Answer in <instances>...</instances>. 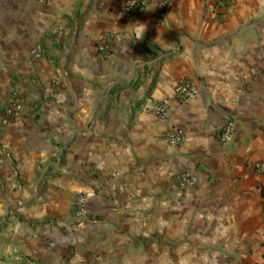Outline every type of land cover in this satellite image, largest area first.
Here are the masks:
<instances>
[{
	"label": "crops",
	"instance_id": "0c3cea01",
	"mask_svg": "<svg viewBox=\"0 0 264 264\" xmlns=\"http://www.w3.org/2000/svg\"><path fill=\"white\" fill-rule=\"evenodd\" d=\"M123 1L0 0L9 264H264V174L253 169L264 164V0H232L225 14L214 0H170L164 20L153 8L124 19ZM137 22L143 39L125 40ZM183 78L197 92L182 102ZM13 90L19 116L4 124ZM155 101L168 102L164 118ZM173 128L183 145L163 140Z\"/></svg>",
	"mask_w": 264,
	"mask_h": 264
},
{
	"label": "built area",
	"instance_id": "2783aa9c",
	"mask_svg": "<svg viewBox=\"0 0 264 264\" xmlns=\"http://www.w3.org/2000/svg\"><path fill=\"white\" fill-rule=\"evenodd\" d=\"M46 1V0H41ZM232 0H214V4L222 11L221 14H225L231 5ZM150 8H153L157 13L159 19L164 20L170 11V0H124L120 7V15L122 18L127 19L133 16H141L146 13ZM111 37H106L104 43L99 46V50L106 52L110 48ZM42 48L37 47L33 51L35 58L42 55ZM175 97L179 101H186L191 98L197 92V88L192 80L183 78L176 82L173 88ZM153 112L156 117L164 118L169 112V105L167 101H155L152 103ZM19 116L18 108V92L13 90L11 97L5 108L4 117L2 123L7 124L11 119H15ZM234 133V122L230 119L226 120L219 130L217 131V139L220 143H227ZM163 140L171 146H181L184 144V134L179 129H171L162 135ZM2 152L0 151V157ZM253 169L258 174H264V164L255 163ZM190 175L185 172L177 176L174 185L179 190H184L190 183ZM86 199L82 195L75 198L74 201V214L76 217H80L85 212Z\"/></svg>",
	"mask_w": 264,
	"mask_h": 264
},
{
	"label": "clouds",
	"instance_id": "9594fccd",
	"mask_svg": "<svg viewBox=\"0 0 264 264\" xmlns=\"http://www.w3.org/2000/svg\"><path fill=\"white\" fill-rule=\"evenodd\" d=\"M131 27L127 26L123 28V33L124 36L123 38L128 41H139L143 39V36L146 32V25L142 23H135V24H130Z\"/></svg>",
	"mask_w": 264,
	"mask_h": 264
},
{
	"label": "rangeland",
	"instance_id": "374dc122",
	"mask_svg": "<svg viewBox=\"0 0 264 264\" xmlns=\"http://www.w3.org/2000/svg\"><path fill=\"white\" fill-rule=\"evenodd\" d=\"M4 238L0 237V264H9L10 257L3 252Z\"/></svg>",
	"mask_w": 264,
	"mask_h": 264
}]
</instances>
